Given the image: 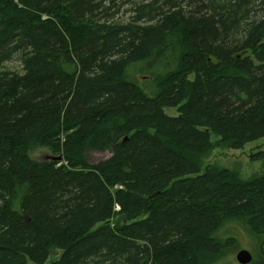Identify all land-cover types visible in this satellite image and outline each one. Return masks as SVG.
<instances>
[{"label": "trees", "instance_id": "trees-1", "mask_svg": "<svg viewBox=\"0 0 264 264\" xmlns=\"http://www.w3.org/2000/svg\"><path fill=\"white\" fill-rule=\"evenodd\" d=\"M213 136L264 139V0H0V264H217L227 221L264 236V171L202 170Z\"/></svg>", "mask_w": 264, "mask_h": 264}, {"label": "rangeland", "instance_id": "rangeland-1", "mask_svg": "<svg viewBox=\"0 0 264 264\" xmlns=\"http://www.w3.org/2000/svg\"><path fill=\"white\" fill-rule=\"evenodd\" d=\"M7 68L19 71L21 66L18 62H13L7 65ZM137 73V71H135ZM139 79L146 78L145 75H135ZM140 88L146 93L150 94L147 89L152 90L153 82L149 79H143L138 81ZM154 88V86H153ZM171 116L177 115L176 109L166 110ZM212 140L216 143L215 148L202 160V170L207 166H215L217 168H225L228 170H234L241 174L242 177L250 178L264 171V163L262 161L253 160L254 156L258 153H264V139L250 143L242 150H232L226 146L218 144L219 140L213 136ZM29 156L35 160H47L50 159L53 154L46 148L36 147L29 151ZM111 156L107 153H97L94 151L87 152V160L91 166H95L98 163L108 159ZM115 223L125 224V220L122 216H117L114 219ZM218 238L222 241H232L230 247L224 250V254L217 264H240L237 261V255L241 251H248L253 256L252 263L264 264V258L261 256V244L264 240V236L256 235L249 225L242 220L232 219L227 221L221 230L219 231ZM61 252L56 251L47 261L46 264H50L60 258ZM28 264H34L28 262Z\"/></svg>", "mask_w": 264, "mask_h": 264}, {"label": "water", "instance_id": "water-1", "mask_svg": "<svg viewBox=\"0 0 264 264\" xmlns=\"http://www.w3.org/2000/svg\"><path fill=\"white\" fill-rule=\"evenodd\" d=\"M109 153L111 154V152ZM62 160H63L62 156H58V157L52 156L50 159H47L45 161L61 162ZM237 261L240 264H251L253 262V256L248 251H241L237 255Z\"/></svg>", "mask_w": 264, "mask_h": 264}]
</instances>
